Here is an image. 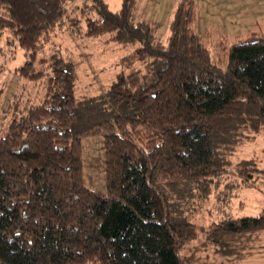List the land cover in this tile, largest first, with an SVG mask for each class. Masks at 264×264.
Masks as SVG:
<instances>
[{
    "label": "trees",
    "instance_id": "16d2710c",
    "mask_svg": "<svg viewBox=\"0 0 264 264\" xmlns=\"http://www.w3.org/2000/svg\"><path fill=\"white\" fill-rule=\"evenodd\" d=\"M76 1L0 0V37L24 55L0 105V264H190L195 204L214 193L210 244L264 233V208L238 218L230 210L243 207L245 190L264 198L263 168L231 160L264 130V38L230 45L221 69L192 30L194 0L176 2L164 39L137 20L138 0L116 11L89 0L91 13ZM71 12L83 37L132 48L106 92L80 100L69 66L35 65L50 34L74 25ZM96 135L104 194L81 180L80 141Z\"/></svg>",
    "mask_w": 264,
    "mask_h": 264
},
{
    "label": "rangeland",
    "instance_id": "374dc122",
    "mask_svg": "<svg viewBox=\"0 0 264 264\" xmlns=\"http://www.w3.org/2000/svg\"><path fill=\"white\" fill-rule=\"evenodd\" d=\"M110 11L119 8L120 0H102ZM72 4V2H71ZM70 4V5H71ZM69 5V6H70ZM74 7H86L90 12L91 2L79 0ZM174 0H138L137 20L155 28L159 38L168 35L170 11ZM73 11V10H72ZM77 19L74 25H64L50 34L42 49L35 54V65L43 70L53 60H60L69 66L75 76L73 98L80 100L106 92L116 76L124 69L121 59L132 53V48H121L108 41L107 36L85 38L83 18L75 12L69 16ZM192 30L206 48L211 59L223 69L227 62V49L230 45L245 40L250 34H260L264 38V0H194V22ZM8 35L3 32L0 37V64L5 66L0 74V105L6 103L15 90L17 76L15 70L24 62V55L18 46L8 44ZM45 60L39 63L40 60ZM0 67H2L0 65ZM3 68V67H2ZM250 140L235 148L231 160L254 159L264 170V130ZM81 180L85 188L105 193L103 138L100 135L86 137L80 141ZM264 182V177L257 179ZM252 192L241 193L243 207H232L236 212L232 217L251 216L264 208V198H246ZM237 196V195H236ZM215 193L210 200L198 201L195 204L193 222L199 229L196 239L185 249V256L190 264H264V233L252 235L249 241H226L224 246H214L208 242L205 233L212 208L215 206ZM246 198V199H244ZM237 200V198H236ZM238 201V200H237ZM238 210V211H237ZM209 220V219H208ZM207 221V222H205ZM230 239V240H232ZM222 243V240L220 244Z\"/></svg>",
    "mask_w": 264,
    "mask_h": 264
},
{
    "label": "crops",
    "instance_id": "0c3cea01",
    "mask_svg": "<svg viewBox=\"0 0 264 264\" xmlns=\"http://www.w3.org/2000/svg\"><path fill=\"white\" fill-rule=\"evenodd\" d=\"M178 0H174V3L176 4V2H177ZM173 6H175V5H173ZM174 8V7H173ZM172 8V9H173ZM172 13V10L170 11V14ZM225 262V264H228L226 261H224Z\"/></svg>",
    "mask_w": 264,
    "mask_h": 264
}]
</instances>
